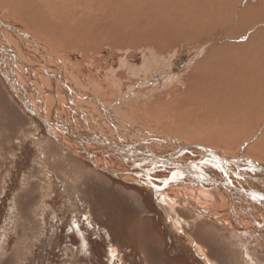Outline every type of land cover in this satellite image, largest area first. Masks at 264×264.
<instances>
[{
  "label": "bare ground",
  "instance_id": "bare-ground-1",
  "mask_svg": "<svg viewBox=\"0 0 264 264\" xmlns=\"http://www.w3.org/2000/svg\"><path fill=\"white\" fill-rule=\"evenodd\" d=\"M260 5L253 0H0V9L7 10L9 18H16L15 21L32 35L48 42L52 49L75 50L84 59L94 61L92 64L96 73L102 70L107 73L103 78H92L94 71L85 68L84 73L88 75L85 79L75 76L74 81H82L87 87L80 90H90L89 93H81L80 100L90 98L96 108L95 118L77 109L75 102L69 99L65 100L66 105H60L63 115L48 112L55 123L57 120L60 122L53 129L62 141H66L71 150L79 155L89 156L93 162L99 160V168L104 166L109 171L116 170L115 174L123 179L142 183L144 177L149 182L151 171L160 172L166 168L169 169V178L174 177V169H178L176 179H182V169L196 178L195 184H201L198 179L202 178L206 185L215 188L214 195L207 196L199 189L192 194L195 198L185 194L182 200L190 202L191 207L199 205L201 212L213 209L216 213L220 210L228 214L219 213L224 219L218 215V219H210L213 230L209 232L214 236L219 233L231 238L240 249H245L249 257L245 258L247 264H261V260L251 255L249 243L256 240L261 243L264 239L260 240L257 236L264 237V199H260L264 196V165L243 157L249 155L264 162V9H260ZM15 32L0 22L1 73L4 79L9 80L8 84L15 87L13 91L23 104H28L25 107L40 113L32 108L36 106L37 110H41L38 99L61 103L51 92H39V84H44L46 88L43 79L48 83L45 75L43 78L40 76L50 64L34 47H28L24 35L23 42L19 41ZM183 44L190 46L194 57L187 70H183L184 75L170 78L162 71L166 65H162L165 62L163 56ZM17 49L22 50V63L16 59L19 55ZM104 49L108 53L106 62L100 60L101 50ZM139 54H142L143 63L131 64ZM114 56H120L117 63L113 61ZM117 64L120 68L114 69ZM13 65L19 66L18 73L12 70ZM50 67L52 70L56 68L53 63ZM19 74L25 77V83L19 79ZM58 76L52 83L60 80L62 84H59L67 87L64 75H60L59 79ZM32 77L37 78L36 83ZM124 87H135L134 95L130 89L126 98L118 101L116 96ZM73 91L77 94L75 88ZM97 95L104 101L103 104L99 105L94 100ZM130 104L137 106L128 108ZM106 105L110 106L109 113ZM42 111L46 113V110ZM133 112L159 123L163 131L181 136L183 142L177 140L172 147L154 149L152 144H140L144 137L136 134L125 136L128 133L126 130L133 128L130 124L137 123L132 117ZM43 115L47 117V114ZM102 115L105 120L99 119ZM79 124L85 134L88 133L85 126L93 129L107 148L86 147L78 133L73 134L75 128L81 129ZM109 126L111 135L106 133ZM142 132L145 131L142 129ZM99 140L93 139L94 144ZM250 141L252 143L245 148ZM114 143L121 146L118 152L109 147ZM196 146L210 148L205 151ZM145 147L151 149L153 158L146 157ZM110 151L116 152L121 159L112 160ZM140 151L144 153L140 155ZM239 158L242 164L235 163ZM120 164L128 168L118 167ZM159 193H156L157 197ZM232 195L235 200H243L259 213L255 237L249 229L241 231L236 227V224L245 225L239 222L232 209ZM166 196H159L160 200L167 201ZM217 198V205L207 208V204ZM222 200L227 201L230 209L220 207ZM178 221L180 223V219ZM243 222L248 224L247 220Z\"/></svg>",
  "mask_w": 264,
  "mask_h": 264
},
{
  "label": "rangeland",
  "instance_id": "rangeland-1",
  "mask_svg": "<svg viewBox=\"0 0 264 264\" xmlns=\"http://www.w3.org/2000/svg\"><path fill=\"white\" fill-rule=\"evenodd\" d=\"M253 1L262 4L259 8L264 9V0ZM6 11L0 9V22L15 30L19 41L23 42L25 37L29 48L34 47L41 56L46 57L50 65L53 63L56 67L52 70L50 65H46L43 69V75L41 74L40 77L45 75L48 83L43 79L46 81L44 82L46 88L44 84L43 86L39 84L41 90L39 92H51L55 99L61 100V103H49L38 99L41 110H37L36 106L32 108L33 111L40 113L32 112L31 108L29 110L25 107L28 104H23L13 91L15 87L8 84L9 80L3 78L0 67V264H247L246 259L249 257L245 249H240L233 239L219 233H215V236L210 234L209 231L213 230L209 224L213 221L210 219H218L216 215L224 219L219 213L213 209L211 212H201L199 205L191 207L190 202L182 200L185 194L195 198L193 195L196 190L199 191L198 184L193 181L190 184L184 172V175L180 176L182 179H176L175 176L167 177L169 171L167 168L160 172L151 171L148 176L154 182L152 185H148L149 182L144 180L143 176L142 183L123 179L115 174L116 170L109 171L104 166L99 168V160L93 162L91 157L79 155L71 150L66 141H62L58 136L59 133L53 129L59 126L60 122L57 120L55 123L48 112L63 115L60 105H66L65 100L69 99L75 102L77 109L80 108L83 113L95 118L96 108L90 102V98L80 100L81 93H89L90 90H80L79 88L87 87L82 81L74 80L76 77L85 79L88 76L84 73L85 68L94 71L92 78H103L107 73L104 70L96 73L94 70L96 68L92 64L94 61L89 58L84 59L75 50L52 49L48 42L32 35L15 21L16 18H9ZM188 46L183 44L167 52L171 54H164L165 62L162 65H166L162 71L169 74L168 77L184 75L185 69L187 70L194 57ZM101 51L100 60L106 62L108 53L105 49ZM33 53L37 52L33 51ZM17 54L19 55L16 59L22 63V50L17 49ZM119 58L120 56H114L113 61L117 63ZM143 60L142 54H139L131 64L141 65ZM116 67L114 69L120 68V65L117 64ZM18 68V65H13L12 70L18 73ZM60 75H64L69 87H62L60 80L52 83L55 76L59 79ZM26 77L30 80L29 75ZM19 79L23 83L26 82L22 75ZM32 79L37 82V78L32 77ZM89 82L91 83V80ZM73 87L77 94L74 93ZM134 88L124 87L123 91L120 89L116 96L118 101L126 98V92L130 89L134 95ZM46 99L48 101L47 97ZM94 100L99 105L104 102L98 95ZM132 106L135 108L137 104H130L128 108ZM105 107L109 113L110 106ZM42 110H46V113ZM43 114H47V117ZM114 116L117 117L118 114ZM132 117L137 123L130 124L133 128L127 129L128 133L124 135L136 134L144 137V141L140 142L141 145L152 144L154 149H161V146L172 147L177 140L183 142L184 138L163 131L157 122L148 121L147 118L140 117L134 112ZM99 119L106 118L102 115ZM85 128L87 134L82 131V127L78 129L79 131L75 128L73 134L78 133L86 147L96 146L99 150L107 148V144L99 140L98 134L93 129L86 126ZM142 129L145 132H142ZM106 133L112 134L111 126L107 128ZM156 137L159 139L153 142ZM93 139L99 141L94 144ZM247 143L245 148L252 142ZM113 145L109 146L114 148L112 150L118 152V149H121L117 143ZM196 147L205 151L210 148ZM150 151V148L149 150L146 148L145 153L142 151L139 153L153 158V152ZM80 152L82 153V150ZM116 152H109L112 160L121 159ZM226 152L230 154L229 151ZM248 156L243 157L264 165V162ZM117 161L116 164L119 163ZM235 163L242 164V161L239 158ZM117 166L128 168L121 164ZM174 171L176 174L178 169ZM135 176L138 179L137 175ZM170 179L174 182L167 186L159 183L161 180ZM156 193H159L158 197ZM161 195H167V201L162 202L159 197ZM215 200L218 201V198ZM224 202L227 201L222 200V203ZM233 203L236 207V217L245 227L237 225L232 218L233 224H236L241 231L249 229V233L255 237L257 223L260 220L259 213H256L257 217L254 214L257 218L254 220L253 211L251 213L248 207L244 206L243 200L234 199ZM176 219H180V223L176 222ZM244 220H247L248 224L243 222ZM257 236L260 240L264 238L260 234ZM261 243L257 240L251 242L249 249L254 259L261 260V264H264L262 261L264 246L262 247ZM256 248L258 249L255 250Z\"/></svg>",
  "mask_w": 264,
  "mask_h": 264
},
{
  "label": "crops",
  "instance_id": "crops-1",
  "mask_svg": "<svg viewBox=\"0 0 264 264\" xmlns=\"http://www.w3.org/2000/svg\"><path fill=\"white\" fill-rule=\"evenodd\" d=\"M182 170H183V171H182ZM182 170H180L181 173L184 172V173L186 174V171H185L184 169H182ZM193 172H194V171H193ZM182 174H183V173H182ZM186 175H187L186 178L188 179V182H189L190 184H191L192 181H194V182L197 181L196 178L191 177V176H189L188 174H186ZM193 179H194V180H193ZM198 180H199L200 183L202 182L201 184L198 183V185H199L198 190L200 189V191L204 192V194L207 195V196H209L210 194H211V195H212V194L214 195V192H213V191L215 190V188L212 189L213 187L211 188L210 185H206V182H204V180H203L202 178H200V179H198ZM190 181H191V182H190ZM203 182H204L205 184H204ZM204 185H205V186H204ZM207 191H208V192H207ZM173 192H174V191H173ZM235 195H236V194H235ZM232 196H233V197H232V206H234V207H232V209H233L234 212H236V210H235L236 207H235V205L233 204L234 199H235V196H234V195H232ZM217 202H218V201H216L215 199H214V200H211V203H210V205L207 206V208L211 209V205H214V204L217 205V204H216ZM243 202H244V201H243ZM252 202H253V201H252ZM252 202H251V203H252ZM251 203H250V204H251ZM254 203H255V202H254ZM235 204H236V202H235ZM243 204H245V205H244L245 207L248 206L247 203H245V202H244ZM220 207H221V208L223 207L222 209H224V210H228V208L230 209V207H228V204L225 203V202L222 203V204H220ZM224 207H226V208H224ZM222 209H221V210H222ZM248 209H249V211H250L251 213H252V211L254 212V213H252L253 216H254V214H256V212H255L254 209H251L249 206H248ZM249 211H248V212H249ZM218 212L221 213V214H226V213H224V212H221L220 210H218ZM256 219H257V218L254 216V220H256Z\"/></svg>",
  "mask_w": 264,
  "mask_h": 264
},
{
  "label": "snow or ice",
  "instance_id": "snow-or-ice-1",
  "mask_svg": "<svg viewBox=\"0 0 264 264\" xmlns=\"http://www.w3.org/2000/svg\"><path fill=\"white\" fill-rule=\"evenodd\" d=\"M220 170L223 171V169H220ZM173 176H175V173H173ZM171 182H174V181H172V180H161V181H159L160 185H164V186H167ZM153 183H154L153 181H151V180L149 181L150 185H152ZM253 198H255V197H253ZM260 199H264V196H261Z\"/></svg>",
  "mask_w": 264,
  "mask_h": 264
},
{
  "label": "water",
  "instance_id": "water-1",
  "mask_svg": "<svg viewBox=\"0 0 264 264\" xmlns=\"http://www.w3.org/2000/svg\"><path fill=\"white\" fill-rule=\"evenodd\" d=\"M185 170V169H184ZM187 172V170H185ZM192 176V175H191Z\"/></svg>",
  "mask_w": 264,
  "mask_h": 264
}]
</instances>
